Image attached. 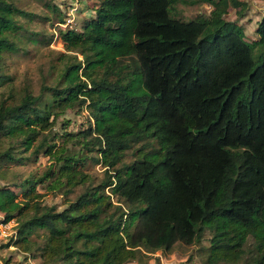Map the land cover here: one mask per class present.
<instances>
[{"label": "trees", "instance_id": "trees-1", "mask_svg": "<svg viewBox=\"0 0 264 264\" xmlns=\"http://www.w3.org/2000/svg\"><path fill=\"white\" fill-rule=\"evenodd\" d=\"M91 1L80 29L47 4L72 60L38 94L26 86L0 99V163H55L0 186L3 221L18 222L10 244L43 264H126L209 234L208 264H264V15L249 40L225 17L240 0H201L210 14L189 20L173 12L178 0ZM37 16L0 0V69L23 37L41 42L21 21ZM12 80L0 70V85ZM68 109L89 112L80 149V139L56 141ZM88 157L106 168L99 184H87ZM40 184L66 206L48 204Z\"/></svg>", "mask_w": 264, "mask_h": 264}, {"label": "rangeland", "instance_id": "rangeland-1", "mask_svg": "<svg viewBox=\"0 0 264 264\" xmlns=\"http://www.w3.org/2000/svg\"><path fill=\"white\" fill-rule=\"evenodd\" d=\"M240 1L245 4L240 8L230 6L225 17L228 20L238 21L245 29L247 39L254 40L257 37L256 28L258 21L264 15V0ZM17 3L20 7L38 15L34 22L25 21L23 18L21 21L28 30L25 34L27 36H36V38L41 39V42L30 40L25 36L19 42L21 46L19 50L5 54L0 70L5 74L13 76V80L0 85V99L7 97L14 90L17 93L23 92L26 86L38 94L42 85L53 84L56 81V77L61 72L64 62L72 60V57L69 56L74 55V53H70L65 49L64 43L58 36L56 30L57 24H53L56 18L53 11L47 5L48 3L51 5L56 4L64 9L66 19L68 17L74 19L69 26H74L77 29L81 28L83 22L89 16L95 14L92 9L94 1L91 0H83L79 4L78 10H72L71 0H17ZM174 7L173 12L175 15L186 20L200 14L209 15L213 8L209 3L202 2L201 0H178ZM46 16L51 17V20L45 19ZM51 36H53V40L48 44V39ZM66 122H69L67 129L69 132L78 133L75 137L70 136L71 140L63 135ZM89 126L90 116L86 109H68L65 113H61L53 127V130L60 134V136L56 137L58 145L63 144L72 148L77 139H80V143H78L80 145H76L80 149L82 145H85L84 142L88 141L89 137L84 131ZM80 131H82L81 135H79ZM3 146L7 148L9 146L8 142L5 141ZM139 146L137 145L127 151L123 161L130 163L136 159L135 150ZM94 154L91 153L90 155ZM52 164H55L53 160L44 154H41L36 161L25 165L1 162L0 186L12 187L13 182L24 180L31 174L39 176ZM82 168L89 175L90 181L87 184H99L107 176L106 168L98 164L91 157L85 160ZM13 188L16 189L15 187ZM84 188L79 186L76 192L68 197L69 200H75ZM37 190L39 193L44 194L43 199L48 204L57 205L59 210H62L66 206L65 201L67 198L57 191L48 189L45 184L38 185ZM113 200L116 202L117 198L115 197ZM3 220L4 215L0 212V264H43L42 259L33 258L31 254L24 252L12 243L10 244L11 239L17 235L18 222L12 220L6 223ZM40 232H42V237H37V242L44 241L46 231L41 230ZM209 236V234L205 235L200 242L194 245L177 243L171 252L157 251L149 253L142 251L138 260L126 264H208Z\"/></svg>", "mask_w": 264, "mask_h": 264}, {"label": "built area", "instance_id": "built-area-1", "mask_svg": "<svg viewBox=\"0 0 264 264\" xmlns=\"http://www.w3.org/2000/svg\"><path fill=\"white\" fill-rule=\"evenodd\" d=\"M72 1V10H78L79 8V4L83 1V0H71ZM71 15V14H70ZM73 18L72 17H68L66 19V23L64 24V26L71 24L73 22Z\"/></svg>", "mask_w": 264, "mask_h": 264}]
</instances>
